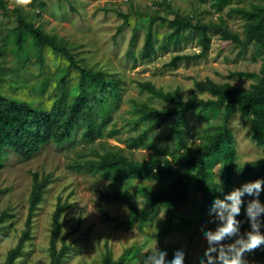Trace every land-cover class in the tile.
<instances>
[{
	"label": "trees",
	"instance_id": "16d2710c",
	"mask_svg": "<svg viewBox=\"0 0 264 264\" xmlns=\"http://www.w3.org/2000/svg\"><path fill=\"white\" fill-rule=\"evenodd\" d=\"M46 1L0 0V10L6 16L12 13L15 20V25L6 34L3 35L0 30V84L5 81L6 75L1 62L8 56L22 67L37 65L42 77L41 84L36 86L38 97L42 100L36 105L32 100L8 99L0 91V171L12 156L20 162H29L51 146L60 149L83 146L93 157L84 162L75 161L71 168L76 172L92 173L111 183L130 185L133 182H152L157 186L155 189L148 186L141 188V203L124 190L100 191L99 196L102 203H119L128 210L129 217L120 222L109 218L102 206V212L108 218L105 220H115L120 225L137 223L143 227L148 226L160 218L162 211V226L156 235L161 244L175 234L196 232L203 222L216 221L209 212L214 199H223L224 195L235 188L264 179V4L230 11L243 19V37L230 36L224 21L220 24H205L200 20L195 23L190 16H177L171 22L172 32L160 43L161 50L169 51L171 47L177 48L188 39L197 38L203 48L200 55L203 57L210 50L211 34L220 35L225 40L229 39V43L236 44L243 52L254 47V59L262 60L258 74L236 72L229 78L246 81L257 79L258 83L249 89H241L230 83L216 84L211 80L196 82V89L209 94L212 99H200L194 93L188 101L182 98L179 90L165 93L152 83H143L140 85V92L148 93L151 99L162 102L163 108L132 99L133 118L129 124L130 131L137 134L125 139V148H121L110 146L108 139H119V131L110 127L124 102V82L119 75L105 69L83 67L81 60L72 53L71 42L48 34L42 25H37L47 8ZM233 3L234 0H217L213 6L221 13ZM9 4L14 7L10 8ZM24 4L29 5L30 11L25 10ZM157 20L153 17L147 26L144 49L139 57L146 63L152 62L158 54L155 30ZM188 32L196 36L187 37ZM135 42L136 38L133 37L131 44L134 46ZM49 53L57 56L52 58V61L58 63L56 70H47ZM196 58L178 56L168 66L177 69L183 62ZM61 60L66 65L60 68ZM134 63L137 64L138 59H134ZM73 73L78 75L75 90L69 80ZM215 111L222 113V125L206 130L200 137L202 144L191 146V135L187 130L188 116L198 113L199 119L202 115ZM236 113L243 119L251 120V139L262 150V157L245 164L238 177L235 176L238 152L231 128ZM165 128H170L164 140L169 144L173 143L172 149H161L150 140L153 134ZM139 149L152 151V157L142 161L134 160L130 153L134 154ZM218 166L221 168L216 172ZM48 182L46 179L40 181L37 175L34 176L29 218H33L39 209ZM254 198L244 197L245 205L237 217L241 221V233L251 230L245 207L247 201ZM259 199L264 203V192ZM11 218L12 215L4 211L0 224H5ZM63 227L59 210L54 215L51 264H64L69 260L68 247H63L60 252L56 248V241ZM6 229L7 227L0 226V240ZM261 231L264 232V228ZM237 238L239 237L227 241L234 243ZM27 239L28 233H24L18 247L9 252L4 264H19L28 259L29 253L24 251ZM167 252L171 259L173 251ZM253 255L257 263L264 264V245L254 249ZM21 258L23 260L19 261ZM124 262V257L114 261L109 251L105 254L106 264Z\"/></svg>",
	"mask_w": 264,
	"mask_h": 264
},
{
	"label": "rangeland",
	"instance_id": "374dc122",
	"mask_svg": "<svg viewBox=\"0 0 264 264\" xmlns=\"http://www.w3.org/2000/svg\"><path fill=\"white\" fill-rule=\"evenodd\" d=\"M216 2L217 0H47V8L37 25H42L46 33L71 42L72 53L81 60L83 67L105 69L120 76L125 88L124 102L110 127L119 131V139H108V144L125 148L123 141L137 134L130 131L129 124L133 118L132 99L163 108L162 102L151 99L148 93L140 92V85L143 83H152L165 93L179 90L185 101L190 100L194 93L200 99H212L209 94L196 89V82L211 80L216 84L230 83L241 89H249L258 83L257 79L246 81L229 78L236 72H260L262 60L254 59V47L243 52L236 44L229 43V39L211 34L210 50L203 57L200 56L203 48L197 38L188 39L177 48L171 47L169 51L159 48L160 43L172 32L171 22L177 16H190L195 23L199 20L205 24H220L224 21L230 36L243 37L244 21L230 11L264 4V0H234L232 6L218 13L213 6ZM23 6L26 11H30L28 4ZM9 7L13 8L14 5L9 4ZM153 17L158 19L155 25L158 54L152 62L146 63L139 57L144 49L147 26ZM13 25V14L6 16L0 10V30L3 35ZM186 36L193 37L196 34L188 32ZM133 37L136 38L134 46L131 44ZM178 56L197 58L183 62L177 69L168 66ZM48 57L47 70H56L58 63L52 61V58L57 56L49 53ZM134 59H138L137 64ZM59 64L60 68L66 65L64 60ZM1 67L6 75L5 81L0 84V91L6 98L32 100L35 105L40 103L42 99L38 97L36 86L41 84L42 77L37 65L22 67L8 56L1 62ZM77 76L73 73L69 77L73 90L77 86ZM197 116L198 113H194L187 119L190 143L195 147L202 144L200 137L206 130L219 128L223 123L222 113L219 111L204 114L199 119ZM251 123L250 119H243L239 113L235 114L232 122L238 152L236 177L245 164L262 157V150L251 139ZM169 129L158 131L150 140L161 149H172L173 143L169 144L164 140ZM152 155L153 152L147 149L130 153L136 161L150 159ZM92 157L83 146L74 149L51 146L29 162H20L14 156L10 158L0 171V217L4 211L12 215L5 224H0L7 227L0 240V264H4L9 252L18 247L24 233H28L24 251L29 253V257L19 264H51L54 215L59 210L64 227L56 241V248L60 252L63 247H68L69 260L64 264H106L105 254L108 251L114 261L124 257V264H141L148 253L155 249L174 251L177 246L186 249L185 264H200V258L204 257L208 248L203 232L214 231L218 221L203 222L196 232L175 234L161 244L156 235L162 226V211L160 218L144 227L137 223L125 226L115 220H105L108 218L104 216L102 206L109 218L120 222L129 217V212L119 203H102L100 191L124 190L141 203V188L148 186L155 189L157 186L152 182H133L130 185L111 183L92 173H79L71 168L75 161L84 162ZM220 168L216 167V172ZM35 175L40 181L46 179L49 182L39 209L33 218H29V201ZM219 178L218 175L217 179ZM222 243L232 242L226 240ZM245 257L248 264H260L255 260L253 250L246 253Z\"/></svg>",
	"mask_w": 264,
	"mask_h": 264
},
{
	"label": "clouds",
	"instance_id": "9594fccd",
	"mask_svg": "<svg viewBox=\"0 0 264 264\" xmlns=\"http://www.w3.org/2000/svg\"><path fill=\"white\" fill-rule=\"evenodd\" d=\"M262 192L264 179H259L235 188L223 199H214L209 212L218 221V226L214 231L203 232L208 248L200 258V264H248L245 254L264 245V232L261 231L264 228V203L259 199ZM246 196L255 197L247 201L245 207L251 230L241 233V221L237 217ZM234 237H239L234 243H222ZM185 253V247L177 246L169 259L167 251L157 248L149 252L141 264H185Z\"/></svg>",
	"mask_w": 264,
	"mask_h": 264
}]
</instances>
